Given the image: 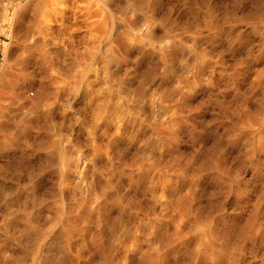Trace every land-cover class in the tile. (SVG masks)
<instances>
[{
  "label": "rangeland",
  "instance_id": "1",
  "mask_svg": "<svg viewBox=\"0 0 264 264\" xmlns=\"http://www.w3.org/2000/svg\"><path fill=\"white\" fill-rule=\"evenodd\" d=\"M78 1L84 2L62 0L58 7L61 14L54 16L47 25L48 32L63 41L59 46L61 53L58 57L59 64L65 73L80 69V77H86L94 82L91 84L94 90L102 89L106 79L110 89L119 88L121 97H127L125 101L127 109L137 113L139 117L125 118L121 129L129 134L135 132L136 146L144 140H149L151 143L150 138L153 137L154 132L161 138L169 136L166 127H148L154 119L158 125L167 123L162 115H158L166 112L167 100L164 96L159 98L152 96L153 93H167L168 89L161 86L165 76L178 77L181 73L186 74L194 65L206 67L207 72L214 73L218 67L214 62L228 60L231 52L243 48L246 40V27L241 25L226 27L224 21L213 11L212 5H206L205 0H188L187 7L184 6V0H179V3L178 0H162V2L151 0L147 9L136 11L137 14L132 15V18L128 17L125 21L137 26L145 13L149 15L150 21L147 23L152 25L154 31L153 43H146L145 48L135 42L127 52L117 46L116 53L120 58L114 59L110 63V68H107V72L110 69L115 73V80L118 83L113 84L108 74L107 77L105 76L104 64L107 62L100 51L102 46L104 48L106 45V39L101 38L100 33L92 32L93 27L87 17L88 14L80 11ZM27 7L31 13H36L34 18L39 21L43 10L41 8L37 12L36 0H31ZM116 11L125 10L123 7ZM23 13L24 9L19 8L15 16ZM164 20H167V24L161 26L159 22ZM0 25L3 26L2 31L5 33L0 35V41L9 44L10 37L16 35L12 10H9L8 15H4L3 8H0ZM37 27L41 31L39 23ZM124 27L127 29L128 26L124 25ZM145 27L144 32L148 26ZM169 31L176 33L174 39L181 41L184 48L179 54L172 56L174 68L169 71L158 68L155 74L144 75L153 68V60L155 61L159 56L160 50L153 45L156 42L163 43ZM210 41H215V45L210 47ZM35 43L37 50L33 55L44 62L46 54L40 47L45 44L44 37L37 36ZM256 43L259 45V41ZM187 45H192V48H188ZM143 49H154L156 55L143 54ZM53 51V48H48L47 54ZM16 54L18 53L9 54L8 66L4 69L7 80L26 78L24 74L17 73L16 66L12 65ZM137 54L143 56V60L134 65L130 58ZM205 55L212 59L199 64V60ZM48 62L55 65L56 58L53 57ZM70 62H74V68L66 70ZM250 64L251 68H249ZM92 67L95 71L90 70ZM117 67H119L118 73L115 71ZM232 69H236L238 73L247 71L248 82L257 86V93L261 92L264 89V47H255L251 56L237 55L230 61L229 70ZM128 80L132 81L135 87L140 85L139 92L134 94L133 89L129 90L124 85ZM34 91L37 92L38 97L46 98L44 106L52 105L50 111L53 119L45 123L42 118L38 120L36 116L26 118L33 122L32 135L28 140V144L32 147L26 152L22 148L15 153L0 155V264H170L172 257H178L180 264H264V180L253 179L249 185L248 196L239 204L234 197L227 199L223 208H212L210 204L191 203L200 206L204 215L209 214L214 217L215 225H220L221 217L229 219L231 237L233 236L232 239L236 240V243L240 242L241 245L232 244L238 255L235 263L223 261L219 256V249L222 246L219 240H216L213 246L200 244L197 238L201 234L190 228L192 217L185 214L184 206L173 204L180 200L186 201V205L190 203L184 196V190L179 187L178 165L172 163L170 166L167 157L161 164L149 169L142 162L136 161V157L150 154L137 153L134 148L123 157V161L130 165L134 162L141 163V167L136 171L124 169V172L131 175L135 181L131 187L127 179L118 173L111 176L112 188L107 190L109 187L107 178H102L99 173H93L92 166L89 165L83 175L86 183L94 185L95 192H89L84 196L75 188L61 190L59 172L54 167L58 160L55 149L51 157L41 149L52 146L53 137L48 130L49 124L61 123L58 113L62 111V105L56 101L65 99L64 92L61 91L58 98H48L47 89ZM119 98L115 91L105 92L95 99V103L110 101L106 104L107 110L119 112L120 109L116 106ZM19 100H24V103L17 107ZM0 102L7 108L6 124L9 114H16L15 119L18 121L24 109L33 104V100L25 99V96L19 95L7 83L0 90ZM79 104L80 101L77 100L73 107H78ZM172 111L175 112L176 109L173 108ZM15 126L13 123L11 128H4V135L0 136V141L7 140L8 143H12L13 138L10 133ZM108 131L109 133L115 131V127L109 128ZM73 132L74 143L83 141L84 137L80 135L79 127ZM97 143L103 147L108 144V139L98 136ZM108 146L111 148V145ZM206 147L210 148L211 142ZM34 154L45 159L35 170L29 183L26 174L21 175V173L28 166L26 157L31 158ZM97 166L104 165L98 161ZM41 175L44 179L40 178ZM66 176L72 182L76 179L73 173H68ZM101 193H103L102 198L97 203L96 199ZM61 207H65L67 215L72 218L67 226L70 234L66 237L64 245L63 243L53 245L50 242L51 237L54 236L53 232L61 231L66 222L65 214L58 213ZM24 213L33 214L37 223L46 232L41 240L37 238L35 241L33 235L21 232ZM4 221H10L13 225L10 233L2 229ZM250 222L253 223L252 229L246 227ZM205 224L207 228L209 224L206 221ZM242 228L247 230V235L238 239L237 232ZM12 233L11 240L9 237ZM106 233L111 235V241L106 239ZM206 237L211 238V235ZM37 244L39 245L35 249ZM38 248H40L39 252L36 253Z\"/></svg>",
  "mask_w": 264,
  "mask_h": 264
},
{
  "label": "clouds",
  "instance_id": "2",
  "mask_svg": "<svg viewBox=\"0 0 264 264\" xmlns=\"http://www.w3.org/2000/svg\"><path fill=\"white\" fill-rule=\"evenodd\" d=\"M30 3L31 0H23L22 3L21 0H0L4 15H8L9 10H12L16 24V35L10 37V43L4 44L0 41V90L7 83L19 95L25 96V99L33 100V104L24 109L18 121L15 119L16 114H9L7 124V108L0 102V136L4 135V128H11L13 123L16 125L10 133L13 142L0 141V155L15 153L22 148L26 152L32 147L28 140L32 135L33 122L26 118L36 116L38 120L42 118L45 123L53 119L50 111L52 105L44 106L46 98L38 97L34 91L47 89L48 98H58L61 91L65 96L63 101H56L62 105V111L58 113L61 123L49 124L48 130L53 137L52 146L41 149L46 151L49 157L55 149L58 160L54 167L59 172L61 190L75 188L84 196L95 192L94 185L86 183L83 175L89 165L92 166L93 173L107 178V190L112 188L111 176L118 173L127 179L131 187L135 181L124 169L136 171L141 167V163L134 162L130 165L123 161V157L134 148L137 153L150 154L136 157V161L142 162L149 169L161 164L166 157L169 158L170 166L172 163L178 165L179 187L184 190V196L190 204H210L212 208H223L224 202L233 197L239 204L248 196L249 185L253 179L264 180V89L256 92L257 86L248 82L247 71L238 73L236 69L229 70L230 61L237 55L251 56L255 47H264V0H205V4L212 5L213 11L224 21L226 27H246L244 46L239 51L231 52L228 60H216L214 63L218 67L214 73L207 72L206 67L194 65L186 74L181 73L178 77L165 76L161 86L168 89L167 93H153L152 96H164L167 100L166 112L158 114L162 115L167 123L158 125L154 119L148 127H166L169 136L161 138L154 132L150 138L151 143L144 140L138 146L135 132L129 134L127 131H121L125 118H139L137 113L130 112L125 106L127 97H121L118 87L110 89L107 79L102 89L94 90L91 87L94 82L86 77L81 78L80 69L72 73L63 72L58 59L61 55L59 46L63 41L48 32L47 25L50 21L44 20L43 17L39 21L34 18L36 13H31L27 7ZM55 3L57 0H36V10H48ZM90 3L102 5L103 0H90ZM187 5L188 0H184V6ZM19 8H23L24 13L15 16ZM38 23L40 27L45 28L43 33L39 31ZM159 23L163 26L167 24V20ZM207 24L206 20V27ZM2 27L0 25V35L5 34ZM37 36H43L45 40V44L40 46L46 54L44 62L33 55L37 50ZM175 37L176 33L169 31L164 42H156L153 47L160 50ZM214 45L215 41L209 42L210 47ZM187 47L192 48V45ZM48 48H53V53L47 54ZM10 52L18 53L12 65L16 66L17 73L24 74L26 78L7 80L4 69L8 66ZM53 57L56 58L55 65L48 62ZM130 59L135 65L143 60V56L137 54ZM211 59L205 55L198 63L203 64V61ZM251 67L250 64L249 68ZM107 68L105 63L106 77ZM90 70L95 71V68ZM115 71L118 73L119 67ZM112 83L118 82L113 80ZM110 91H115L117 97H120L116 102L119 112L107 110L106 104L110 101L95 103L97 97ZM77 100L80 101L79 106L73 107ZM23 103L24 100H19L17 107ZM173 108L176 109L175 112L172 111ZM113 126L115 131L109 133L108 129ZM77 127L84 139L74 143L73 130ZM98 136L107 137L108 144L103 147L98 144ZM209 142L210 148L206 147ZM108 145H111V148ZM26 159L28 166L21 175L26 174L28 182L31 183L35 170L41 166L45 157L34 154ZM98 161L104 166L98 167ZM68 173L74 174V182L67 179ZM40 178L44 179L42 175ZM102 195L103 193L97 197V203ZM230 228L231 224L226 218L219 225L222 232H227ZM106 239L111 241V235L106 233ZM170 264H180L179 258H170Z\"/></svg>",
  "mask_w": 264,
  "mask_h": 264
},
{
  "label": "bare ground",
  "instance_id": "3",
  "mask_svg": "<svg viewBox=\"0 0 264 264\" xmlns=\"http://www.w3.org/2000/svg\"><path fill=\"white\" fill-rule=\"evenodd\" d=\"M84 2L78 1V4L80 7V11H84L88 14V18L90 19L91 26L93 27L92 32L100 33V37H104L106 39V45L102 46V49L100 50L103 56V59L108 64V68H110V63L114 59H119L117 51V46L121 49H124L125 52L129 51V49L132 48V46L135 44H139L142 47L146 48V43L151 44L153 43L154 38V31L152 28V25L148 24L150 18L149 15L146 13L144 14V17L141 18L140 24L135 26L132 22L125 21L128 17L132 18V15L137 14L136 11H143L147 9V5H149L148 0H103L102 5H98L97 3H90V0H82ZM62 0H57V3L50 6L48 10H45L42 8V15L44 20L52 21L53 17L61 14L60 11H58V7L61 4ZM125 11H116L117 9L121 10L123 9ZM120 14V15H119ZM117 17L119 19H117ZM120 20V21H118ZM124 21V22H123ZM128 26L127 29L124 27ZM148 26L147 30L144 32L145 26ZM45 31L44 27H41V33ZM1 40V39H0ZM182 42L178 41L177 39H173L170 44H167L165 47L160 49L158 58L154 61L153 60V68L151 70H148L144 73L146 76H150L156 73L158 71V68L160 69H166V71L172 70L174 68V58L172 56L179 54L180 50H183L182 48ZM143 54H152L156 55V50L154 49H143ZM203 59H200L202 61ZM64 65V64H62ZM200 67V65H198ZM74 68V62H70L66 66V70H71ZM156 70V71H155ZM108 78L110 82L112 80L116 79L114 71L110 70L107 72ZM143 81V80H142ZM141 81V82H142ZM124 85L129 89H133V93H137L140 90V85H137L136 87L133 85V82L128 80L125 81ZM125 87V88H126ZM142 88V84H141ZM175 206L182 205L184 206V212L185 214L192 217V221L190 222V228L194 229L198 234H201L197 241L200 244H206L209 246H213L212 244L219 240L220 246L219 249V256L223 258V261L226 262H232L235 263L238 255L234 251L233 245H241V243H236V240H233V236L231 237L230 230L227 232H222L219 230V225H215L214 217L209 216V214L204 215L203 211L200 206H194L191 204L186 205V201L180 200L178 203L173 202ZM193 206L195 209L193 210ZM58 213L60 215L66 216V222L62 226V230H58L55 233L53 232V235L50 239L51 244L57 245L59 243H63L66 241V237L69 236L70 232L68 229V224L71 222V216L67 215V209L65 207H61L58 210ZM225 219V217H221V222ZM227 219V218H226ZM22 220L24 221V225L21 229L22 233H27L30 236L33 235V237L36 239H40L43 234L46 232L40 227V225L37 223L36 218L31 213H24L22 215ZM229 221V219H227ZM205 221L209 224L206 228ZM221 224V223H220ZM13 225H11L10 221H4L2 225V229L8 233L11 232V228ZM248 229L253 228V223L250 222L247 226ZM38 232L40 234H38ZM13 233L10 234V239H13ZM210 237H206L209 236ZM247 230L245 228L240 229L237 232V238L241 239L246 237ZM39 244L36 245L35 249L38 247ZM33 250V252L35 251ZM38 248L36 250V253L39 252ZM32 252V253H33ZM173 255V254H172Z\"/></svg>",
  "mask_w": 264,
  "mask_h": 264
}]
</instances>
